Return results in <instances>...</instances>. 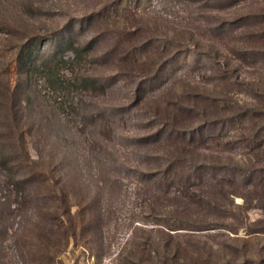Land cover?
<instances>
[{
  "label": "rangeland",
  "instance_id": "obj_1",
  "mask_svg": "<svg viewBox=\"0 0 264 264\" xmlns=\"http://www.w3.org/2000/svg\"><path fill=\"white\" fill-rule=\"evenodd\" d=\"M262 221L264 0H0V264H264Z\"/></svg>",
  "mask_w": 264,
  "mask_h": 264
},
{
  "label": "trees",
  "instance_id": "obj_2",
  "mask_svg": "<svg viewBox=\"0 0 264 264\" xmlns=\"http://www.w3.org/2000/svg\"><path fill=\"white\" fill-rule=\"evenodd\" d=\"M69 41V43H70V45H71V47L74 49V51H79V52H82V51H84V49L85 48H81V47H76V46H74V44H72V37L71 38H69V39H66V40H64V41ZM263 223H264V221H262Z\"/></svg>",
  "mask_w": 264,
  "mask_h": 264
}]
</instances>
